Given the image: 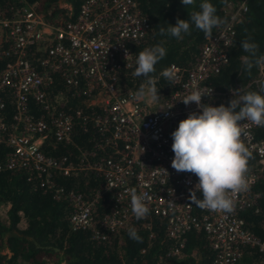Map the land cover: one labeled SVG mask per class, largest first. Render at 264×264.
Listing matches in <instances>:
<instances>
[{"label":"built area","instance_id":"1","mask_svg":"<svg viewBox=\"0 0 264 264\" xmlns=\"http://www.w3.org/2000/svg\"><path fill=\"white\" fill-rule=\"evenodd\" d=\"M248 1L229 3L227 22L204 38L191 66L168 65L176 79L168 81L166 92L156 86L157 101L137 99V90L121 80L135 69L131 47L150 32L137 0H81L73 18L58 25L46 23L31 5L0 15V145L8 149L0 171L23 169L26 180L42 192L66 200L69 228L88 230L93 239L119 234L135 217L130 196L135 188L138 194H147L149 214L164 220L168 256L180 254L185 233L191 229L203 231L211 264H238L243 246L263 250L264 243L240 215L245 209L255 211L259 197L254 186L258 163L264 161V140L254 138L253 131L260 126L240 122L247 133L242 139L255 160L246 173L247 190L231 195L230 213L199 207L195 213L189 189L198 177L171 166V134L191 112L201 111L195 103L185 105L182 100L193 89L212 91L202 103L214 106L219 93L208 79L227 62L234 24L246 13ZM54 76L63 90L53 91ZM141 84L147 88V81ZM68 98L78 102L69 111L62 108ZM7 103L11 113L6 119ZM87 123L99 136L89 149L78 148L73 158L44 153V145L71 143L74 129L86 131ZM83 172L94 177L87 196L64 191L53 180L54 175ZM169 201L174 202L172 207Z\"/></svg>","mask_w":264,"mask_h":264},{"label":"trees","instance_id":"2","mask_svg":"<svg viewBox=\"0 0 264 264\" xmlns=\"http://www.w3.org/2000/svg\"><path fill=\"white\" fill-rule=\"evenodd\" d=\"M234 0H209L216 8V15L226 18L229 3ZM202 0H196L194 6H184L181 0H137L138 7L145 16L150 32L137 45L131 47L136 60L145 47L164 41L167 49L165 58L156 65V72L151 74L156 86L166 92L168 81L161 76L168 65L189 67L196 60L205 34L190 26L191 34H182L178 40L171 36H161L159 27L164 23L175 25L177 18L190 19L189 12L199 11ZM81 0H0V15L8 16L24 6L31 5L50 25H58L73 18ZM62 4V5H61ZM67 4L70 9L64 7ZM214 29V28H213ZM212 29V32H213ZM247 30V31H245ZM248 36L259 45L258 55H264V0H249L247 11L234 24V35L227 48V62L220 71L208 79V83L219 93L214 99V106H228L233 98L232 91L241 94L259 91L260 82L264 81V65L253 67L251 74L245 71L242 57L247 53L241 47V41ZM3 61H0V65ZM134 72V71H133ZM132 73L121 78L127 87L138 90L145 77H135ZM53 91L63 90L61 81L54 76ZM68 95V93H66ZM78 102L68 98L63 110L72 109ZM35 110V106L31 105ZM6 119L11 113V106L6 104ZM89 123V122H88ZM87 123V124H88ZM254 138L264 140V126L253 131ZM99 138L89 124L86 131L75 128L71 143L58 144L54 148L44 145L45 154L55 157L69 155L74 157L77 149H89L91 143ZM172 138V135H171ZM173 140V139H172ZM0 145V161L7 151ZM255 160L251 154L248 167ZM258 179L255 190L259 197L254 208L245 209L241 217L250 231L264 243V161L258 163ZM54 182L64 191L82 192L87 196L94 184V177L85 172L75 176L54 175ZM0 204L7 206L4 217L0 218V264H211L212 253L209 250L201 229H191L185 233L184 246L177 256L166 255L170 245L165 235L164 220L147 214L143 219L131 218L119 234H111L104 240L91 238L88 230H71L67 215L69 203L64 199H53L48 192H42L31 181L26 180L23 169L0 171ZM194 212L197 206L192 204ZM99 211L103 207L98 208ZM19 222L23 226L19 227ZM145 224L149 228L144 227ZM135 228L142 242L132 240L128 231ZM238 264H264V249L258 250L243 246Z\"/></svg>","mask_w":264,"mask_h":264},{"label":"clouds","instance_id":"3","mask_svg":"<svg viewBox=\"0 0 264 264\" xmlns=\"http://www.w3.org/2000/svg\"><path fill=\"white\" fill-rule=\"evenodd\" d=\"M181 2L185 7L196 4V0ZM199 9L189 12L188 20L177 18L175 25L165 22L167 27L161 25L159 34L182 40V34L190 35V26L194 25L208 38L211 37L214 27L227 22L215 14L216 8L209 0H202ZM164 43L162 40L153 46L145 47L137 55L133 75L145 77L147 80V88L141 84L136 91L137 99H159L157 80L151 74L156 72L155 65L167 54ZM241 47L247 53L242 57L245 71L251 74L253 67L264 65V55H258L259 45L252 42L251 36L241 41ZM127 56L129 55L126 52ZM161 76L170 83L176 79L171 67L163 70ZM211 92L205 94L200 89H193L182 100L185 105L195 103L201 111L191 112L186 119L179 122L177 129L171 134L174 152L171 166L177 172H189L198 177V183L193 189H189L192 204L201 209L230 213L234 207L231 195L248 188L246 173L251 152L242 139L247 135L245 124L240 122L250 121L256 126H264V81L260 82L259 91L243 94L239 89L232 91L233 98L228 106L202 103V97H210ZM198 192L200 197L197 196ZM130 196L134 216L138 220L145 218L150 211L146 203L147 194H138L133 188ZM173 204L174 202L169 201L170 207ZM128 235L132 240L142 242V237L135 228H130Z\"/></svg>","mask_w":264,"mask_h":264},{"label":"rangeland","instance_id":"4","mask_svg":"<svg viewBox=\"0 0 264 264\" xmlns=\"http://www.w3.org/2000/svg\"><path fill=\"white\" fill-rule=\"evenodd\" d=\"M61 5H62V4H61ZM6 209H7V206H6V205H4V204H0V218H1V219L4 217V214H5ZM18 226H19V227H22V226H23L22 222H19ZM165 254H166V253H165Z\"/></svg>","mask_w":264,"mask_h":264},{"label":"crops","instance_id":"5","mask_svg":"<svg viewBox=\"0 0 264 264\" xmlns=\"http://www.w3.org/2000/svg\"><path fill=\"white\" fill-rule=\"evenodd\" d=\"M255 207H256V204H255Z\"/></svg>","mask_w":264,"mask_h":264}]
</instances>
